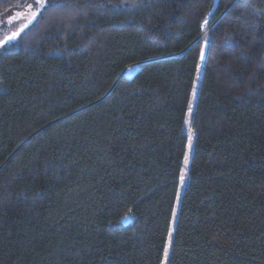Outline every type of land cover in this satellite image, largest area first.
Segmentation results:
<instances>
[{
  "label": "trees",
  "instance_id": "obj_1",
  "mask_svg": "<svg viewBox=\"0 0 264 264\" xmlns=\"http://www.w3.org/2000/svg\"><path fill=\"white\" fill-rule=\"evenodd\" d=\"M57 2L0 54V264H160L175 205L170 264H264V2Z\"/></svg>",
  "mask_w": 264,
  "mask_h": 264
},
{
  "label": "snow or ice",
  "instance_id": "obj_2",
  "mask_svg": "<svg viewBox=\"0 0 264 264\" xmlns=\"http://www.w3.org/2000/svg\"><path fill=\"white\" fill-rule=\"evenodd\" d=\"M264 2V0H262ZM143 3V0H140L138 3L137 0H106V2H99V0H82V3L80 5L79 10H70L68 15L70 18L74 19L76 16H87L89 13V10L92 11H100L101 15L103 16H126L129 14H132L134 10H137L141 7V4ZM35 6V10H32ZM235 6V5H233ZM30 15L28 17V23H31L32 20H34L38 14H41L44 11H47L48 9H64V5L61 3H58L57 0H34V5L29 4L28 5ZM251 15L256 18V21L251 24V27L253 30H255L256 27H258V21L261 13L259 11H252ZM213 13L210 10L200 23L199 27L201 31L204 32V35L202 37L203 46L200 48L199 51V61L196 65V72L199 74L202 69V65L206 63L207 61V50L210 49L211 41L208 37L206 29H208V26L210 24L209 17H212ZM28 27V24H25L22 28H20L18 31L12 32L10 35H6L2 39H0V54L3 56L10 55L11 52L9 50V45L14 46L17 42V38L20 37L21 33L24 32V30ZM231 34L228 33L227 36H230ZM196 95V89L195 86H193L192 96L195 97ZM192 114V101L189 100L188 102V115L191 116ZM190 121L188 119H185V124H189ZM193 138L192 129H188V148H191V142ZM188 160L189 156L188 153H185L184 156V165L180 169L179 173V182L183 184L185 181L186 176V169L188 168ZM177 200H179V193H177ZM129 212H131V209H129ZM173 220L176 218V210L173 209L172 212ZM127 219V217H125ZM174 246V238H173V230L170 227L168 231V237L166 242L164 243L163 249H162V258L160 261V264H170V249Z\"/></svg>",
  "mask_w": 264,
  "mask_h": 264
},
{
  "label": "rangeland",
  "instance_id": "obj_3",
  "mask_svg": "<svg viewBox=\"0 0 264 264\" xmlns=\"http://www.w3.org/2000/svg\"><path fill=\"white\" fill-rule=\"evenodd\" d=\"M30 4L34 5V0ZM32 10H35V6L33 7ZM29 15H30V12H29V8L27 6L23 10L15 11L13 13H10V14L6 15V16H0V39L5 37L6 35H10L12 32L18 31L25 24H28ZM199 63H200V61H199ZM136 71H137V65H131V66H129V67L124 69L123 75L126 76V77H130ZM201 71H202V69H201ZM200 74H201V72L199 74H197V72H196L195 82H194V85H193V86H195V89L197 88V84H198V80H199ZM192 91H193V89H192ZM192 91H191V95H190V100L193 103L195 97L192 96ZM186 119H189L188 111H187V114H186ZM185 126H186L185 130H186L187 135H188V129L189 128H188L187 125H185ZM191 149H192V142H191V148L190 149L188 148V142H187L185 153L187 152L188 156L190 154ZM183 165H184V160H183V163H182V167H183ZM182 185L183 184H181L179 182V189H178V193L179 194H180ZM174 208L176 210V205H175ZM127 221H128V219H124V222H127ZM174 221L175 220H173V216H172L171 222H170V227L172 229H173Z\"/></svg>",
  "mask_w": 264,
  "mask_h": 264
}]
</instances>
